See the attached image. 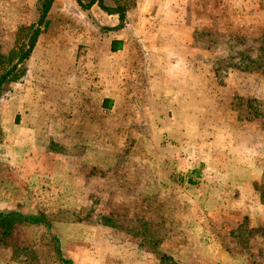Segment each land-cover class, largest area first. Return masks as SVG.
<instances>
[{
  "label": "rangeland",
  "instance_id": "1",
  "mask_svg": "<svg viewBox=\"0 0 264 264\" xmlns=\"http://www.w3.org/2000/svg\"><path fill=\"white\" fill-rule=\"evenodd\" d=\"M35 1L0 0L3 65L17 61ZM104 1L109 10L136 2ZM14 3L24 4L19 26L8 20ZM200 3L206 8L188 9L197 19L192 99L172 97L171 88L145 95L135 79L129 102L111 88V102L85 96L77 104L71 82L90 59L57 80L71 88H51L49 99L65 91L72 103L13 104L17 83L52 82L42 68L30 72L40 63L27 60L25 74L6 85L0 210L40 222L0 234V264H264V0ZM106 32L99 29L101 49ZM32 111L44 120L27 119ZM29 146L40 158L34 168L26 157L13 160Z\"/></svg>",
  "mask_w": 264,
  "mask_h": 264
},
{
  "label": "crops",
  "instance_id": "2",
  "mask_svg": "<svg viewBox=\"0 0 264 264\" xmlns=\"http://www.w3.org/2000/svg\"><path fill=\"white\" fill-rule=\"evenodd\" d=\"M135 1V5L125 10L123 18L121 16L123 12L118 10L119 7L109 10L104 0L97 1L87 10L83 9L77 0H54L42 25V32L36 46L27 61L33 62L32 64L40 63L37 67L35 64L34 67L31 65L30 72L35 73L37 69L39 71L42 68L39 72L45 74L44 80L48 79L52 82H36L35 86L31 80L26 81V84L17 83V88L22 89L12 96L13 104L17 107L23 105L24 108L27 104L72 103V100L63 99V96L67 95L65 91L58 94L62 99L51 100L48 96H51L53 92L51 88H64L65 90L71 88L66 84L68 80L60 84L57 80L62 81L65 78L64 72H72L73 69L79 68L86 59H90L91 66L88 70L78 69L76 73L83 74L82 77L80 80L76 77L74 82H71L75 91L74 102L77 104L85 103V96H91V101L96 103L111 102L113 98L111 88L116 91L114 96H124V102L128 101L129 99H126L128 90L126 89L133 86L132 82L135 79L139 81L142 90L147 89L145 95L162 94L165 88H171L173 91L169 94L172 97L179 99L180 96L189 95L191 98L194 92L190 93L189 88L196 87L197 52L192 45L195 39L192 25H197V19L195 17L190 20L188 9L201 6L206 8V4L201 5L202 0ZM37 5V1L33 2L35 19H38ZM22 7L24 4H12L8 17L9 23L16 26L21 25L20 8ZM35 19L29 21L28 25L36 22ZM49 25H52L54 29L49 28ZM152 25H157V30ZM85 28H88L87 31ZM99 29L108 32L103 34L109 45L106 49L99 47L102 38ZM87 33L89 36L85 37ZM48 36L56 44L51 41L50 47L44 46ZM85 39L91 41L89 48L81 46ZM136 48L138 49L135 50ZM84 51L87 52L84 53ZM62 61L69 62L70 69H64L60 65ZM137 75L138 78H136ZM41 96L42 98H39ZM130 99L132 100V97ZM178 99H175V102H178ZM117 101L116 99L115 102ZM172 102L175 103L174 100ZM19 111L20 108L13 112L18 115ZM32 112L33 117L29 115L27 119L44 120L34 111ZM34 125L36 129L37 123ZM15 151L17 150H12V152ZM26 151L27 153L22 157L19 153H12L13 160L26 157L28 159H23L31 161L27 165L34 168L36 160L40 158L31 155L33 151H36L31 146ZM50 154L53 157L54 153L50 152ZM57 160L61 164L66 163L63 158L58 159L57 157ZM251 175L252 173H247L246 178H250ZM111 240L116 244L118 239L113 237Z\"/></svg>",
  "mask_w": 264,
  "mask_h": 264
},
{
  "label": "trees",
  "instance_id": "3",
  "mask_svg": "<svg viewBox=\"0 0 264 264\" xmlns=\"http://www.w3.org/2000/svg\"><path fill=\"white\" fill-rule=\"evenodd\" d=\"M80 6L87 10L90 9L93 4L100 0H77ZM103 1V0H102ZM54 0H38L37 11H38V19L36 22L30 24L26 27V32L24 33L26 36V41L22 43L21 53L17 61L14 59H9L6 65L2 64V60H0L2 67H0V98L7 88L6 85L11 83L12 81H16L21 78L22 75L25 74V62L31 56L33 49L36 46L37 40L42 32V25L45 22L48 12L53 5ZM121 13V16L125 17V7L120 6L118 9ZM24 68V69H23ZM30 222L37 223L40 222V219L35 216L23 215L18 211L9 210L3 211L0 210V234L2 237L8 236L11 234L13 226L17 222ZM69 262V261H65Z\"/></svg>",
  "mask_w": 264,
  "mask_h": 264
}]
</instances>
